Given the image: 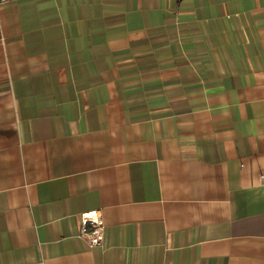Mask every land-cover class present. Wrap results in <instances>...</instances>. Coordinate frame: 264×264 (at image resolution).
I'll return each mask as SVG.
<instances>
[{
  "label": "crops",
  "instance_id": "1",
  "mask_svg": "<svg viewBox=\"0 0 264 264\" xmlns=\"http://www.w3.org/2000/svg\"><path fill=\"white\" fill-rule=\"evenodd\" d=\"M0 264H264V0L0 4Z\"/></svg>",
  "mask_w": 264,
  "mask_h": 264
},
{
  "label": "built area",
  "instance_id": "2",
  "mask_svg": "<svg viewBox=\"0 0 264 264\" xmlns=\"http://www.w3.org/2000/svg\"><path fill=\"white\" fill-rule=\"evenodd\" d=\"M3 3H5V0H0V4ZM78 234L89 247L101 244L103 235L102 224L96 213L90 212L80 216Z\"/></svg>",
  "mask_w": 264,
  "mask_h": 264
}]
</instances>
